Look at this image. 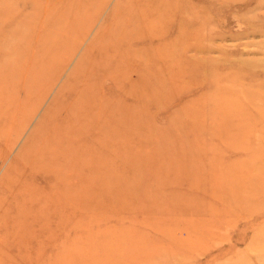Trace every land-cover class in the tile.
Segmentation results:
<instances>
[{"label": "rangeland", "instance_id": "1", "mask_svg": "<svg viewBox=\"0 0 264 264\" xmlns=\"http://www.w3.org/2000/svg\"><path fill=\"white\" fill-rule=\"evenodd\" d=\"M0 264H264V0H0Z\"/></svg>", "mask_w": 264, "mask_h": 264}]
</instances>
